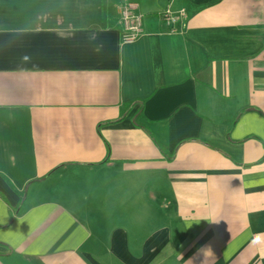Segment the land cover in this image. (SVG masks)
I'll use <instances>...</instances> for the list:
<instances>
[{
	"label": "crops",
	"instance_id": "1",
	"mask_svg": "<svg viewBox=\"0 0 264 264\" xmlns=\"http://www.w3.org/2000/svg\"><path fill=\"white\" fill-rule=\"evenodd\" d=\"M0 264H264V0H0Z\"/></svg>",
	"mask_w": 264,
	"mask_h": 264
},
{
	"label": "built area",
	"instance_id": "2",
	"mask_svg": "<svg viewBox=\"0 0 264 264\" xmlns=\"http://www.w3.org/2000/svg\"><path fill=\"white\" fill-rule=\"evenodd\" d=\"M137 8V4L125 2L119 9L121 23L123 25V43L133 42L143 34V16L136 11ZM161 19L171 31L175 32V25L179 21H186L188 15L184 9L174 11L171 7H168L161 13Z\"/></svg>",
	"mask_w": 264,
	"mask_h": 264
},
{
	"label": "trees",
	"instance_id": "3",
	"mask_svg": "<svg viewBox=\"0 0 264 264\" xmlns=\"http://www.w3.org/2000/svg\"><path fill=\"white\" fill-rule=\"evenodd\" d=\"M132 106L133 105H127V106L124 107V110H122V112H121V117H120L121 119H123L124 117H126L129 114ZM141 114L142 113H140V116H141ZM135 123H137L136 120H135Z\"/></svg>",
	"mask_w": 264,
	"mask_h": 264
}]
</instances>
